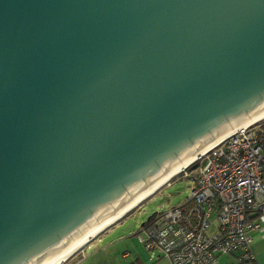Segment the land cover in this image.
Returning <instances> with one entry per match:
<instances>
[{"label":"water","instance_id":"obj_1","mask_svg":"<svg viewBox=\"0 0 264 264\" xmlns=\"http://www.w3.org/2000/svg\"><path fill=\"white\" fill-rule=\"evenodd\" d=\"M264 109V0H0V264H51Z\"/></svg>","mask_w":264,"mask_h":264},{"label":"built area","instance_id":"obj_2","mask_svg":"<svg viewBox=\"0 0 264 264\" xmlns=\"http://www.w3.org/2000/svg\"><path fill=\"white\" fill-rule=\"evenodd\" d=\"M196 159L189 193L140 223L145 247L173 264H210L221 253L234 258L219 264H252L251 230L264 227V117Z\"/></svg>","mask_w":264,"mask_h":264},{"label":"crops","instance_id":"obj_3","mask_svg":"<svg viewBox=\"0 0 264 264\" xmlns=\"http://www.w3.org/2000/svg\"><path fill=\"white\" fill-rule=\"evenodd\" d=\"M124 216L93 236L61 264H173L169 257L156 255L146 248L142 234L138 229L129 230L123 222ZM251 234L252 264H264V227L252 229ZM233 258L230 253H221L210 264Z\"/></svg>","mask_w":264,"mask_h":264},{"label":"bare ground","instance_id":"obj_4","mask_svg":"<svg viewBox=\"0 0 264 264\" xmlns=\"http://www.w3.org/2000/svg\"><path fill=\"white\" fill-rule=\"evenodd\" d=\"M247 114H248L247 117L242 118V119H239V120H236L232 124L230 123V126L223 133H221L220 135H218L217 137H215L214 134H213L212 136H213L214 140H212L211 142H209L204 147H202V148L199 149L196 146V144H195L194 146L197 149V151H195L194 153H192L185 161H182L181 158L178 156V159L180 160L181 164H179L177 167H175L174 169H172L168 173H166L164 171V169H162V171H163V173L165 175H163L161 178H159L152 187L148 183L147 186L149 187V189L147 191H145L143 194H141L140 196H138L136 199H134V197H131L132 200H133V202L130 203L129 205H127L126 207H124L123 209H121L119 212H118V210L116 208H114V210L117 213L114 214L112 217H110L109 219H107L103 223H101L100 220L96 217V220L98 221V223L100 224V226H98L97 228L93 229V227L91 226V224L89 222H87V224L89 225V227L91 228L92 231L89 232L87 235H85L83 233V231L80 230V232L82 233V235L84 237L82 239H80L78 242H77V240L75 239L74 236H71L76 243L73 246H71L70 248L67 246V244L65 243V241H63L64 245L66 246V248L68 250L65 253H63L62 255H60L57 258H55L54 261L47 254V257L52 262L51 264H61L64 260H66L68 257H70V255L72 253H74L84 243H86L88 240H90L97 233H99L100 231H102L103 229H105L107 226H109L110 224H112L113 222L117 221L119 218H121L125 214H127L131 209H133L134 207L138 206L142 201H144L147 197H149L154 192H156L165 183L167 184V182L175 174H177V173L179 174V172L181 170H183L187 165H189L193 160H195L200 154H202L205 151H207L210 147H212L213 145H215L216 143H218L220 140H222L224 137H226L229 133L233 132L234 130H236L238 127H240L242 125H246V124L251 123V122H253V121L257 120V119H260V118L264 117V109L262 111H260V112H257L255 114H252V115H250L249 113H247Z\"/></svg>","mask_w":264,"mask_h":264},{"label":"rangeland","instance_id":"obj_5","mask_svg":"<svg viewBox=\"0 0 264 264\" xmlns=\"http://www.w3.org/2000/svg\"><path fill=\"white\" fill-rule=\"evenodd\" d=\"M187 165L179 174H175L168 182L160 187L156 192L147 197L138 206L131 209L123 218L129 230H136L140 223L154 211L160 210L171 203L181 201L189 193L192 178L198 174V162ZM185 171L188 172L185 174Z\"/></svg>","mask_w":264,"mask_h":264},{"label":"trees","instance_id":"obj_6","mask_svg":"<svg viewBox=\"0 0 264 264\" xmlns=\"http://www.w3.org/2000/svg\"><path fill=\"white\" fill-rule=\"evenodd\" d=\"M195 163H196L195 160H193L189 165L191 166V165H193Z\"/></svg>","mask_w":264,"mask_h":264}]
</instances>
